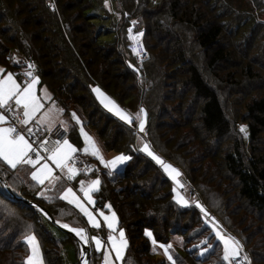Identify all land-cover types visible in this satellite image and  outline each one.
Returning a JSON list of instances; mask_svg holds the SVG:
<instances>
[{
	"label": "trees",
	"instance_id": "16d2710c",
	"mask_svg": "<svg viewBox=\"0 0 264 264\" xmlns=\"http://www.w3.org/2000/svg\"><path fill=\"white\" fill-rule=\"evenodd\" d=\"M197 1L170 0L166 5V12L163 8L159 9L156 12L157 18H154L152 16L154 13L148 11L149 13H144L142 19L153 18V27L156 29L160 28L157 22L167 18L180 29V32L182 30L180 25H186V28H190L193 32V43L204 51L206 66L215 67L233 58L234 51L228 48L231 44L229 45L223 38L226 34L224 26L229 24L226 22L228 16L232 15L231 19L236 22L233 27L236 33L244 27L247 30L251 29L254 17L259 16L261 10L264 12V0L263 5L257 0H248V3L242 5L241 2L245 0H237L240 6H235L236 8L233 9L235 12L236 9L239 11L236 13L227 12L232 5L225 0H218L216 3L213 0H206L203 3L204 8ZM72 3V6H69L68 0H0V64L5 70L14 72L22 62L11 63L6 56L10 49H18L24 59L35 64L36 76L47 84L52 92V99L63 109L64 116L67 114L68 117L70 116L71 108L66 109L68 103L70 106L78 105L85 117H91V112L93 116L102 117L104 122L99 124L102 125L101 129L94 126V122L87 121L92 125L91 129L99 134L107 149L126 152L131 157L113 176L108 174L102 176L99 190L93 193L96 196L94 209L102 207L106 202L109 203L117 215L118 225L127 235L129 246L125 250V258L121 264H150L144 256L148 251L155 256V252L152 250L151 242L144 236L145 228L153 232L157 241L166 244L174 234L187 238L185 248L182 246L184 255L174 253L176 264L204 262L218 264L221 262L223 250H218L222 245L215 241L214 234L208 239V243H216L219 247L216 246L205 257L199 255V247H194L199 245L194 240L204 235L205 238L209 237L211 230L204 224L203 213L195 205L178 204L172 197L170 181L160 166L136 147L135 114L142 106L147 113V140L153 151L177 167L182 175L188 176L190 183L195 184H193L194 191L201 198L200 200H203V194L199 189H204L200 181L203 178L211 181L210 176L224 173L234 182L236 201H245L249 209L264 215L263 156L257 153V148L246 144L256 140L264 130V97L249 102L243 112L242 118L247 128L248 140L236 139L228 148H223L220 154L219 148L225 135L230 132V121L226 117L219 91L203 79L197 64L193 60L191 62L188 60V55L191 53L189 36L186 41H181L179 34L173 35L166 29V35L173 38V41L171 39L169 41L175 43V45L170 42L166 44L164 53L167 56H164L162 51L148 52L147 50L158 48L161 42L150 44L147 41L150 32L153 33V27L147 26L144 21L145 25L136 26L132 32L141 29L142 43L145 45L148 58L139 63L141 66L135 68L119 46L111 47V52H107L108 48L99 42L104 30L101 27L98 30L90 28L92 22L87 18L91 14L88 8L77 9L72 16L67 13L78 5ZM250 3L255 4L254 9L251 8ZM178 4H180L179 9ZM148 5L150 1L146 0L144 7ZM204 12L213 14L209 17ZM8 14H11L10 18ZM130 16L127 15L120 26L118 21L114 26L126 33L124 27ZM74 18L77 21L82 19L86 25H83V22L74 23ZM14 23L19 26L17 30ZM116 36L118 37V31ZM30 40L33 41V46L30 45ZM38 43L40 54L35 55L37 51L35 47ZM163 43L164 41L162 45ZM128 47L126 43L125 48ZM241 56L245 58L244 55ZM132 60L138 64L134 58ZM151 61L159 63L161 67H166L169 61V64H175V67L168 72L162 71L161 74L160 71L157 74L155 65L152 64V69L144 66ZM246 67L244 72L248 74L249 69L247 70ZM166 73H171L167 78L168 82L163 83L164 80L158 79L157 86L158 89L168 87L169 92L150 85L151 77L156 79L162 76L163 79ZM91 85L100 86L121 105L126 106L132 118L131 123H123L102 111L92 94ZM172 86L173 88L170 89ZM135 93L138 101L133 108L131 102ZM58 94H62L69 102L59 98ZM192 97L194 100L191 99ZM152 111H159L160 118L157 119V114ZM173 112L181 113L177 115L179 118L174 117ZM69 131L70 134L75 135V124L72 122ZM105 133H108V137H105ZM31 171L30 165H20L13 170L0 162V178L14 194L11 196L3 187L4 182L0 180V264H24L28 254L24 238L30 232H34L39 240L44 264H65L64 244L68 241H73L75 244L76 239L66 233L64 239L50 234L45 228L44 220L52 222L39 208L28 204L25 200L42 205L61 223L86 227L85 218L75 207L59 198L63 187H56L57 184L45 193V197L51 199L38 196L37 193L41 191L35 188H41V185L32 180ZM84 174L87 173L77 175L75 181ZM193 180L197 181V184ZM117 182L118 186H115ZM202 206L204 207L203 202ZM64 208L68 209L69 215H62ZM70 215L75 219L68 221ZM28 225L33 227L28 228ZM229 234L242 242L250 264L257 263L258 258H261L259 254L264 255V252H257L258 255L254 253L248 247L247 239L242 240L241 236L232 231ZM136 237L142 241L143 253H141L142 248L133 246ZM203 246L207 247V245ZM132 250H135L133 254ZM96 256L91 248L89 264L96 259ZM75 264H80L79 260ZM167 264L171 262L167 260Z\"/></svg>",
	"mask_w": 264,
	"mask_h": 264
},
{
	"label": "rangeland",
	"instance_id": "374dc122",
	"mask_svg": "<svg viewBox=\"0 0 264 264\" xmlns=\"http://www.w3.org/2000/svg\"><path fill=\"white\" fill-rule=\"evenodd\" d=\"M149 1H150V5L144 7V4H146V0H107L108 7H106V0H75V1L68 0L69 6H72V4H73L72 2L77 3L78 5H77V7H75V9L73 11L69 10L67 13L70 14V16H72L73 12L76 11L77 9L88 8L89 13H91V14L88 15L87 18L89 20H91V22H92L90 25V28L92 30H98L99 27H101L104 30V32H102V34L99 37L100 38L99 42H101V44H104L105 48H108L107 52H111V49H112L111 47L117 48V46H119L120 50L124 53V56L127 57L128 60L129 59L131 60V62L133 64L132 66L137 68V67L141 66L139 63L144 62L145 60L139 62L136 59V52H134L132 49H130V46L134 43V41L136 39H140L141 42H143V39H142V35L133 36L132 31L134 30V28H136V26L140 27L141 25H145L144 21L147 24V26H150L152 28L154 26L153 22H152V21H154V19L150 18V20H146V18H145V20H143L142 18H143L144 13L149 11L151 13H154V14H152V16L154 18H157V13H156L157 10L163 8L164 12H166L167 11L166 5L170 0H149ZM180 1H184V0H180ZM207 1H211V0H207ZM213 1H214V3H216L218 0H213ZM225 1H227V3L229 2L233 6V7L230 6V9H228L227 12H233V13L239 12L237 9H236V12L233 10L236 7L240 6V4L238 3L237 0H225ZM257 1L263 5V0H257ZM197 2H199L201 4L202 8H204L203 3L206 2V0H198ZM246 3H248V0H245V2L244 1L241 2L242 5H244ZM179 5L180 4H178V9H179ZM250 5H251L252 9L255 8V4L252 5L250 3ZM248 9H250V8H248ZM178 12H180V11L178 10ZM249 12H252V11L250 10ZM204 13H206V12H204ZM212 14L213 13L209 12V14H207V15H209V17H210ZM258 14H259V16L254 17V20L251 23L253 28L247 30L246 27H244L238 33H236L233 30V27L236 23L235 20L231 19L230 16H232V15L228 16L229 18L226 20V22H228L229 24H225V26H224V32L226 34L224 35L223 38L229 45L231 44V46H228V48L230 50L233 49V51H234V53L232 54L233 58L231 60H226V61L222 62L220 65L217 64L215 67H207L206 66L205 59H204V51L201 48L197 47L193 43V39H192V33L193 32L191 31L190 28H186V25H183V24L180 25V26H182V30L180 32V29L178 27H175V24L171 23V20L169 18L162 19L159 22H157L159 24L160 28L156 29L155 27H153V33L151 34V32H150L149 36L147 37V41L150 44L152 42L155 44H158L161 42L158 45V48L153 49V50H147L148 52L153 51V53H155L156 51H162L163 55L167 56V54L164 53V51H165L164 48H165L166 44H168L170 42L169 41L170 39L173 41V38L166 35V33H165L166 29H168L173 35L179 34L181 41L182 40L186 41L187 36H189L188 40L190 43L189 42H187V43H189V45H190L191 53L188 55V60L190 62L193 60L197 64V67L200 70L203 79L209 85H211L212 87L216 88L219 91L220 100H221L222 106L224 108L226 117L230 121V126H231L230 132L225 135V139L223 140V143L220 146L221 148H219V150L221 151L220 154H222L223 148H228L230 146L231 142H233L234 140H236V139L244 140V141L248 140L247 130H246V134L240 132L241 126H245V128H246L245 121L242 118L243 112L245 110L246 105L249 102H251L254 99H260L261 97H264V56H263V52H264V12H262V10H261V12ZM127 15H131V16L128 18V21L126 23L127 24L126 27H124V31L126 29V33H124L123 31H120L117 26H114V24L116 21H118L119 26H120L122 21L124 23V18L127 17ZM10 17H11V14H8V18H10ZM64 19L66 20V18H64ZM76 21H77V19L74 18L73 22L75 23ZM134 21L136 23H133ZM77 22H83V20L80 19ZM161 22H163V24H161ZM83 25H86V24L83 22ZM14 27H15V30H17V28L19 26H17V24L14 23ZM129 29L132 30L131 33L129 32ZM140 30H137V32H134V33L142 34V32ZM117 31H118V37L116 36ZM124 34H125V36H124ZM130 35L135 37V39H129ZM127 41L130 44L129 47H128ZM162 41H164L163 45H162ZM236 41H237V46H235ZM29 43H30V45L33 46L32 40H30ZM126 43H127V47H128L127 49L125 48ZM170 43L172 44L173 42H170ZM173 45H175V43H173ZM232 45L235 47H233ZM143 46H145V45H143ZM35 48L37 49L35 55L40 54V50L38 49L39 43L36 44ZM13 49H15V48H13ZM13 49H10L7 54H9V52ZM168 51L171 52V50H168ZM189 52L190 51H188V53ZM130 53L132 54L133 57L131 56ZM241 55H244L245 58H242ZM132 58H134V60L136 62H138V64L134 63ZM151 62L145 64L144 66L145 67L148 66V68L151 67V69H152V64L155 65V67H156L155 72L157 74L160 71H161V74H162V71L168 72V70L173 69L175 67V64H169V61H168V64L166 65V67H161L159 65V63L156 64L154 62H152V63ZM245 66H247L246 67L247 70L249 69L248 74L246 71L244 72ZM0 68H2V65H0ZM229 74H231V75H229ZM170 75H171V73L164 74L163 79H162V76L160 78H156V79H153V77H151L152 80L150 82V85H155V88L158 89V86H157V84H159L158 79L164 80L163 83H165V82H168L167 78ZM174 75H175V73H174ZM35 77H38V76H35ZM44 79L46 80V78H44ZM16 80L21 84V86H24V82H22L20 79H17V77H16ZM38 80H39V82L35 86L34 91L38 97L39 102L43 105V108L34 117L35 123H33L32 121H29L27 126L33 125L37 128L38 127L46 128L47 131L53 130V128L56 126H61V127L65 128L69 132V135L65 139H67L75 148L81 150V151H79V153H81L83 156H85L89 160L91 167L95 170L94 171H87L86 172L87 174H84V176H79L73 184H67L64 180L60 179L55 184H49L46 181L45 185H43V186L41 185V188H35V189H38L41 192L47 193L48 190L45 191V188L52 189L57 184L56 187H59V188L63 187L61 194L64 192V190L66 188L71 187L76 192V194L83 199V193L80 191V182L82 180L83 181H90V180H93L96 178H99L101 180L102 176L107 174L109 170L105 169L104 166L101 165L100 162L96 158L92 157L90 154L85 155L83 153L82 149L85 147V144H84V139L81 136V132H80L81 127H83L84 131L90 137H92L93 141L99 147L101 154L103 155L105 160H111L112 158H114L115 156L120 155V154H124L127 156H129V154H127L126 152L107 149L106 146L104 145L103 140L100 138L99 134L96 133L95 130H92L91 129L92 125L90 123H88L89 121L91 123L94 122L93 125L101 129L102 125H99V124H103V122H104L103 118L99 117L98 115L93 116V112H91V114H90L91 117H89V116L85 117L82 114V111L78 105L73 104L70 106L68 103H66V106H67L66 109L71 108L69 117H68V114L65 115V117H64L62 115V112L54 113L51 130H49V122L48 121H45V122L38 124L37 121L40 119V117L43 116V114L46 111H48V109L53 108V105L55 106L56 109H61V107H59L55 103V101L53 99H51L52 92L48 88L47 84L45 82H40L39 77H38ZM172 81H174V80L172 79ZM172 84H174V83H172ZM94 87H99L102 92H104L109 98H111L113 101H115V103L125 113V115H127L131 118V115H130L128 109L126 108V106L121 105L116 99L111 97L105 90H103L98 85H91L90 86L91 91H92V88H94ZM65 88H67V87H65ZM171 88H173V86L170 87V89ZM45 90L47 91L48 97H50V99L44 95ZM158 90H168V92H169L168 87L167 88L162 87ZM135 92H136V90H135ZM92 94H93L95 100L97 101L99 108L102 111L109 113L110 115L119 119L123 123L125 122L126 124H130L126 120H121L120 117L117 116L114 112H111L107 108H105L100 103V101L97 99V96L93 91H92ZM67 96L68 95H66V97ZM58 97L66 100V98L62 94L61 95L58 94ZM67 98H69V97H67ZM191 99L194 100L193 97ZM66 101L69 102V100H66ZM137 101H138V98H137V95L135 93L133 100L131 102V107L134 108L136 106ZM142 102H143V100H142ZM194 104H196V101ZM141 108H142V106L140 107V109ZM155 108H156V106H155ZM140 109L137 110V113L135 114V120H136V125H137V127L135 128L136 129L135 144H136V147L138 149H140L144 143H149L147 140L148 135L146 133H141L139 131V120L136 119V117H137V115H139L142 119L145 118L144 113H141ZM73 112L79 118V120H80L79 124H77L76 121L72 119L71 114ZM152 112L157 114L156 115L157 119L160 118L161 113L159 111H152ZM185 113L186 114L188 113L187 109H186ZM172 114H174L173 116L175 117L181 113H179V112L174 113L173 112ZM61 121H64V124H61ZM68 121L75 124V135L77 134V137H75L74 134H70V131H69L70 122H68ZM147 124H148V121H146V125H145L146 127H147ZM3 126L9 127L7 124H4ZM113 129L116 130V128H113ZM152 135L154 136V134H152ZM105 137H108V133H105ZM63 141L60 143L62 144ZM246 144L247 145L250 144L252 148H257V153L262 155L263 160H264V130L260 133V135L258 136V138L256 140H253V141H251V143H246ZM187 148L188 147H186V149ZM162 158L167 163H170L164 157H162ZM48 163L53 168L55 175H57V176H60L59 174L66 175V170L64 173H62L60 171V169L55 168V165H52L50 161ZM263 165H264V163H263ZM30 166H32V165H30ZM119 167H121V165ZM160 169L164 173L163 169L162 168H160ZM34 170H35V168L32 166V171H34ZM164 175H166L168 177L170 184H171V189H173V187H176V185H174V183L170 179V177L166 173H164ZM188 175L190 177V174H188ZM181 176H183V178L186 180L187 183L183 184L184 185L183 189L177 187V191L182 196H184V198L188 201V203L186 205L185 204H180V205H182V206L195 205L196 206L197 202H199L201 205L203 202L204 208L205 209L208 208L210 210L209 211L206 209L208 211V214H209V217H208L209 220L211 221L214 218V220L218 223L220 229L224 233L229 234L232 231V232L238 234L239 236H241L242 240L247 239L248 247L254 253L257 254V252H260V253L264 252V215H262V213L257 212L253 209H249L248 204L245 201H241V200L236 201V189L233 190V188H235V187H234V182L232 181V178L229 179L227 177V175H225L224 173L222 175H219V176H210L209 179H212L211 181L208 180L207 178H203L200 182H202L201 185L204 189L199 187L200 188L199 192L203 194V196H202L203 200H200L201 198H199L197 193L194 191L195 190V186H194L195 184L193 183L194 184L193 185L190 183L187 175L184 174ZM178 179H179V177H178ZM194 182L197 184V181H194ZM115 186H118V182L116 183ZM174 195H175V193L172 192L173 199H174ZM92 196H93V200H94L96 196L93 195V193H92ZM84 203L86 204L88 209L93 212L96 219L100 222L101 227L100 228L92 227L88 223L87 217H85V216H84V218L86 221V225H85L86 227H84V225L83 226H81V225L78 226V225H74V224L70 225L71 223L69 225H70V227H80V228H84L86 230V236H87V240L90 244V247L92 248L93 253L97 255L96 259L93 260V262H90V264H94V261L96 264H103V262H104L103 253L105 251H108L110 253V260L112 261V264H121L122 260H115V253L110 251L111 250V244L108 242V239H107L108 235L110 233V230L107 228L106 224H104L103 218L99 215L100 211H103L106 215H111V212H113L114 210L112 209V207L110 209L105 207V205H109V203H107V202L104 203L102 207H97V209H94V205H88L86 201H84ZM72 206L75 207L74 205H72ZM65 214H67V215L70 214L68 212L67 208H64V211H62V215H65ZM202 216L205 220L204 214H202ZM74 219L75 218H73L71 215L68 216V221H72ZM130 220L131 219H129V222H131ZM59 222L61 223V221H59ZM63 224H67V223H63ZM44 225H45V228L47 229V231L50 232V234H52L54 237L61 238V239L65 238L66 235L64 234V232L59 230L54 224L50 223L46 219L44 220ZM116 227H117V229L122 228L118 224ZM132 228H134V226H132ZM130 230H133V229H130ZM227 231H230V232L227 233ZM210 232H211V230H210ZM30 234H35V233L30 232L28 235H30ZM112 234L116 235L117 237L119 235L118 231H116L115 233H112ZM125 235H126V233H125ZM35 236H36V234H35ZM92 237H98L101 239L102 248L100 251L96 250L95 242L92 240ZM36 238H37V236H36ZM126 238H127V235H126ZM204 238H205V235L202 238L195 239L194 241H196L197 244L200 245V241L203 240ZM37 240H38V238H37ZM186 240H187L186 237L180 236L179 234L171 235L169 242L167 244H169V243L172 244L173 247L170 250V252L173 256H174L175 252L179 253L180 255H184V251L182 250V246L185 248V244H186L185 241ZM38 242H39V240H38ZM141 242H142L141 239H138V237H136V240L134 241L133 246H134V248H136V246H138L139 249L142 248L141 253H143L144 247L141 244ZM157 242H158V244L162 243L160 241H157ZM164 244H166V243H164ZM254 244H256V246ZM258 244H260V245H258ZM64 245L65 246L63 248V256H64V261L66 262L65 264H75L78 261V258L80 256V252H81L79 244L77 242L74 244L73 241H68ZM253 245H254V247H253ZM39 246H40V244H39ZM27 247H28V245H27ZM217 247H219V246H217ZM40 249H41V247H40ZM152 249H153V245H152ZM221 249L223 250L222 246H220V248H218V250H221ZM248 251H249V249H248ZM134 252H135V250H132V254ZM199 252H200V250H199ZM30 254H31L30 249L28 247V254H27L26 258ZM146 254L147 255H145V256L143 255V256H144V258H146L150 262V264H154L155 262H165L167 264V259L163 255V250L159 249V247H157V250L155 251L156 257L153 256V253L151 254L149 251ZM259 257H261V258H258L256 264H264V255L260 256V254H259ZM26 258H25V260H26ZM42 262H43V259H42ZM43 264H44V262H43ZM203 264H206V262H204Z\"/></svg>",
	"mask_w": 264,
	"mask_h": 264
},
{
	"label": "snow or ice",
	"instance_id": "6c2138e0",
	"mask_svg": "<svg viewBox=\"0 0 264 264\" xmlns=\"http://www.w3.org/2000/svg\"><path fill=\"white\" fill-rule=\"evenodd\" d=\"M54 7V6H53ZM106 7H108V3L106 0ZM133 23H136L135 21ZM131 29L129 32L131 33ZM142 35V34H141ZM129 39H135L133 36H129ZM135 52L136 49H133ZM10 59H14L10 57ZM15 63H19V61L14 60ZM28 69H33L34 65L29 62L27 65ZM4 72V69L0 68V74ZM24 75L28 78H31L30 82L28 80L25 81L24 86H21L20 83L14 79V75L12 73H8L6 76L0 78V109L5 111H10L12 108V101L15 102L17 108L23 107V119L19 121L21 125H27L29 121H31L36 114L43 108V105L39 102L37 95L35 94V86L38 84V77H33V72L31 70L24 73ZM92 91L96 94L97 99L100 103L107 108L109 111L114 112L117 116L120 117L121 120H126L131 123V118L119 108V106L109 98L104 92L101 91L99 87L92 88ZM44 95L48 97V93L45 90ZM50 99V97H48ZM56 112H63V109H56L53 105V108L48 109L43 116L37 121V123H42L45 121L49 122V130H51L53 115ZM141 113H144L145 118L142 119L139 115H137L136 119L139 120V131L141 133H146V112L143 108L140 109ZM72 119L76 121L77 124L80 123L79 118L73 112ZM7 117L4 112H0V125H3L7 121ZM61 124H64V121H61ZM28 133H32V129H27ZM81 136L84 139L85 147L82 149L85 155H91L96 158L101 165L104 166L105 169H108V175L113 176L114 173L118 170V167L122 165L124 162L129 161L131 159L130 156L120 154L112 158L111 160H105L99 147L93 141L92 137H90L81 127L80 129ZM240 132L246 134L245 126L240 127ZM57 147L52 150L50 153L42 154L39 149L33 147V144L29 142V140L25 137V135L19 131L14 126L4 127L0 126V162L7 165L10 169H17L20 165H32L35 170L31 172V178L33 181L40 185H45L46 181L49 184H55L62 177L54 174L53 168L48 163L51 162L52 165H55V168L60 169L62 173L66 170V175L69 180L75 178L81 171H94L90 165H86L85 169L81 170L73 166L74 154L81 151L75 148L67 139L63 141L61 144L57 141ZM141 152L147 154V156L151 157L153 161L160 168L163 169L164 173H166L170 179L173 181L176 187H173L172 192L175 193L174 199L178 204H187L188 201L182 196L178 191L177 187L183 189L184 185L179 182L178 177L182 175V173L174 167L172 164L167 163L161 156L156 154L149 143H144L140 148ZM33 154H35V158H33ZM101 184V180L99 178L90 180V181H81L80 182V191L83 193V199L76 194L73 188L68 187L64 190V192L60 195L61 200L67 201L70 205H74L75 208L79 210L83 216L87 217L88 223L94 228H100L101 224L94 216L93 212L88 209L84 201L87 202L88 205H94L95 201L93 200L92 193H95L99 190V185ZM3 187L8 189V185L4 184ZM48 189L45 188V191ZM38 196L45 197V192L37 193ZM46 199H51V197H45ZM106 208H111V205H105ZM196 207H198L201 213L204 214L205 226H209L211 228V232L209 233V237L205 238L200 242V245L194 246L199 247L200 252L199 255L201 257H205L210 251L215 249L217 246L216 243H208V239L211 238L212 234L215 236V241L222 245L223 254L221 258V262L218 264H250V260L245 253L243 256V260L238 259L241 257V253L243 252V244L242 242L234 236L230 234L224 233L218 223L214 220V218L210 221L209 214L207 210L199 203H196ZM40 211L47 216V212L43 209ZM99 215L103 218L104 224H106L107 228L110 230L108 235V242L111 244V250L115 253V260H123L125 258V250L129 246V241L126 238L125 230L123 228L117 229L118 218L116 213L113 211L111 215H106L103 211H100ZM57 223H60L57 221ZM62 228L68 229L71 232H74L81 240L87 242L86 230L80 227H70L69 224H61ZM32 225H28V228H32ZM118 231V237L112 233ZM144 236L151 242L153 245V251L159 249L163 250V255L166 259L171 262V264H176V260L171 254L170 250L172 249V244H164L157 242L154 234L149 229H144ZM92 240L95 242V248L97 251H100L102 248V241L98 237H92ZM25 242L27 243L30 249V255L24 261V264H43L42 262V253L39 246V242L35 236V234H30L25 236ZM203 245H207L204 247ZM104 262L103 264H112L110 260V253L105 251Z\"/></svg>",
	"mask_w": 264,
	"mask_h": 264
},
{
	"label": "built area",
	"instance_id": "2783aa9c",
	"mask_svg": "<svg viewBox=\"0 0 264 264\" xmlns=\"http://www.w3.org/2000/svg\"><path fill=\"white\" fill-rule=\"evenodd\" d=\"M141 35L140 33H136L135 36ZM130 49H136V59L141 62L147 59L148 54L141 42L140 39H136L134 43L130 46ZM10 57L14 59H10ZM7 60L11 63H15L14 60L22 62V65L17 67L14 71L15 75L18 76V78L25 83L26 80L30 81L31 78H28L24 75L27 71L31 70L33 72V77L36 76V66L35 64L27 59H24L23 55L18 51L17 49H13L7 54L6 56ZM31 62L34 65L33 69H28L27 65L28 63ZM0 112H4L5 116L8 118L6 123L8 126H14L16 127L19 131H21L25 137L30 141V143L33 144V147L39 149V151L44 154V153H50L52 150H54L58 145L57 141L62 142L67 136L69 135V132L61 127V126H56L53 128L51 131H47L45 133H41L39 129H37L35 126L30 125H21L19 123L20 120H22L23 114L22 112L17 109L16 107L11 108L10 111H5L3 109H0ZM33 126V127H32ZM31 128L32 133L29 134L27 129ZM33 158H35V154H33ZM73 163V166H75L78 169H85L86 165H90L89 160L83 156L81 153L77 152L74 154V161L71 162ZM87 171H81L78 175L82 173H86ZM60 177H62V180H64L67 184H73L75 182V178L69 180L67 178V175H62L59 174ZM179 182L181 184L187 183L186 180L183 178V176L179 177ZM246 252L243 249V252L241 253V257L238 259L243 260V256Z\"/></svg>",
	"mask_w": 264,
	"mask_h": 264
},
{
	"label": "water",
	"instance_id": "95a60500",
	"mask_svg": "<svg viewBox=\"0 0 264 264\" xmlns=\"http://www.w3.org/2000/svg\"><path fill=\"white\" fill-rule=\"evenodd\" d=\"M0 180L2 182H4L1 178ZM3 184H6L5 182ZM6 191L11 195L13 196V192L11 191L10 187H8V189H6ZM28 204H32L34 205L35 207L39 208L40 209H43L45 212H47V218L61 231H63L64 233L66 234H69L71 236H73L76 241L78 242L79 244V247H80V256L78 258L79 260V263L80 264H89V260H90V254H91V247H90V244L87 240V242H85L84 240H81L80 237H78L74 232H71L69 231L68 229H65V228H62L60 225L63 224V223H57V220L52 216V214L45 208L43 207L42 205H39V204H36L32 201H29V200H25ZM87 237V236H86Z\"/></svg>",
	"mask_w": 264,
	"mask_h": 264
},
{
	"label": "crops",
	"instance_id": "0c3cea01",
	"mask_svg": "<svg viewBox=\"0 0 264 264\" xmlns=\"http://www.w3.org/2000/svg\"><path fill=\"white\" fill-rule=\"evenodd\" d=\"M1 65V64H0ZM2 69H4V72L2 73V74H0V78H2L3 76H6L8 73H12L13 75H15V73L14 72H12V71H10V70H5V68H4V66H2ZM14 79H16V75L14 76ZM17 79H18V77H17ZM40 79V78H39ZM18 82V81H17ZM28 82H30V81H28ZM40 82H42L41 80H40ZM19 83V82H18ZM43 94V93H42ZM51 99H52V95H51ZM12 103V106L13 107H16L17 108V106L15 105V102L14 101H12L11 102ZM57 105H58V103L57 102H55ZM59 106V105H58ZM60 107V106H59ZM17 109H19L21 112H22V114H23V107L21 106V107H19V108H17ZM71 110V109H70ZM63 115V114H62ZM64 116V115H63ZM65 117V116H64ZM33 123H35L34 122V118L31 120ZM69 122V121H68ZM4 124H7V123H4ZM3 124V125H4ZM2 125V126H3ZM8 125V124H7ZM1 126V125H0ZM37 128V127H36ZM37 129H39L40 130V132L41 133H45V132H47V129L46 128H41V127H38Z\"/></svg>",
	"mask_w": 264,
	"mask_h": 264
},
{
	"label": "bare ground",
	"instance_id": "6f19581e",
	"mask_svg": "<svg viewBox=\"0 0 264 264\" xmlns=\"http://www.w3.org/2000/svg\"><path fill=\"white\" fill-rule=\"evenodd\" d=\"M132 34H133V36H135V35H136V33H133V32H132ZM146 52H147V51H146ZM147 54H148V53H147Z\"/></svg>",
	"mask_w": 264,
	"mask_h": 264
}]
</instances>
